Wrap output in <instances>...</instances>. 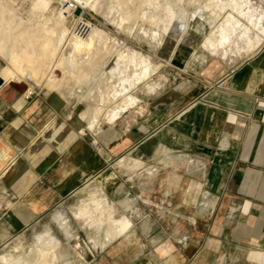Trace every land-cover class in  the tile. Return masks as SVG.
I'll return each mask as SVG.
<instances>
[{
    "label": "crops",
    "instance_id": "1",
    "mask_svg": "<svg viewBox=\"0 0 264 264\" xmlns=\"http://www.w3.org/2000/svg\"><path fill=\"white\" fill-rule=\"evenodd\" d=\"M260 35L261 42L252 52L244 51V46L225 58L209 56L203 66L191 60L194 77L191 75L189 87L181 86L173 97H165L156 109L155 121L147 120L141 131H127L124 143L119 142L114 124L90 140L79 133L78 119L71 121L72 127L59 122L55 119L59 112L46 98L28 96L26 85L5 81L0 75V240L2 223L8 227L4 240L109 171L115 179L103 188L110 199L116 202L134 196L135 183L116 166L125 156L141 158L146 167L158 166L157 177L166 172L164 178L155 179L153 188L152 181L138 194L150 197L158 186V210L147 214L174 221L165 232L168 236L157 234L164 240L161 245L169 242L173 251L176 247L195 251L197 239L191 237L198 232L179 220L194 225V220L207 219L212 226H203L204 235L211 248L209 242L199 245V260L211 253L216 263L210 260L206 264H264V28ZM54 120L55 130L47 132ZM100 140L110 142L109 146ZM43 144L48 150L41 155ZM167 156L176 157L173 167L161 162ZM14 169L29 171L21 173V191L13 193L19 205L9 212L1 210V202L11 198L6 188L1 189V172ZM169 175L173 177L170 182ZM119 186L123 190H116ZM179 189V204L189 202L192 207L167 209L164 204L173 203L172 197L176 202L172 191ZM139 197L131 200L139 201Z\"/></svg>",
    "mask_w": 264,
    "mask_h": 264
},
{
    "label": "rangeland",
    "instance_id": "2",
    "mask_svg": "<svg viewBox=\"0 0 264 264\" xmlns=\"http://www.w3.org/2000/svg\"><path fill=\"white\" fill-rule=\"evenodd\" d=\"M37 1L38 0H16L22 18L30 19L34 24L38 23L40 16V11L33 8ZM45 1L48 2L49 6L45 14L46 18L50 17L51 19L62 20L67 28V38L68 36L71 37L72 31L76 29L74 27L79 24L80 21L84 23L85 20L88 19V21L91 20L93 24L102 28L107 34L106 43L103 44L102 40H99L98 34L91 31L93 38L87 40L93 46L97 45V48L102 49L103 45H107L112 51H115L120 50L119 43L122 42L126 48L134 49L136 57L138 53L142 54L141 61L145 68H142L143 72L140 71L141 74L144 73L143 76L145 75L144 79L146 80L142 81L143 79H140L137 81L136 88L132 90V96L136 97L138 101L137 106H127L124 108L122 104L123 99H119L116 103H113V101L101 102L99 100L97 102V99L92 98L79 102L74 96L63 97L62 94L65 93V88H67L68 85L64 81L66 75L65 70L60 66L46 65L44 67L47 76L53 77L55 87H51V83L47 80L46 76L41 79L39 85L33 81L17 79L11 82H19L26 85L27 88L25 91L28 96L34 94L38 97L46 98L50 105L59 112V116H57V118L55 117L59 122L71 126V121H76V119H78V131L84 136L86 135L81 131L80 125L84 130L88 131V133L90 132V135L92 132L100 136L104 133V130H107L108 127L110 128L109 124H114L112 127L119 133L117 138L120 143L126 141L125 135L127 131H141L147 120H149L150 123L155 121L156 109H160L158 105L164 103V100H167L165 97H173L181 86L183 88L185 85L188 86L190 84L191 75L194 77V73L191 72L190 68L191 60L203 66L209 56H214L219 59L225 58L223 55L227 56L229 53H232L233 50L237 49V41H239L240 50H242L244 46L246 48V35L241 34V36L237 38L238 34H232V29L235 28L238 23L232 20L233 16L229 15L228 11H231L230 13L233 15L236 14L237 9L242 11L241 16L239 15L240 20L243 26L244 24L246 27L248 26L249 36L255 37L263 30L259 26L253 27L251 21L255 20L259 22L261 20L259 12L256 11V9L259 10L260 8H264V0H239L237 7V3L234 4L232 0H217L220 3L218 6L210 5L208 0H135L134 4L129 5L131 8L129 11L130 15H128L126 19H124L121 12L115 15L114 19L116 22L118 21L120 24L125 23L129 28L136 26L144 29L145 32L149 30L152 32L154 30L163 31L158 25L154 26L153 29V25L148 21L149 19L146 14L149 11L148 6H156L160 10V18H162V20L165 16L166 8L169 6H171L180 17L182 14L187 13L188 9L193 12L196 6H200L203 12V20L198 25L193 21L191 24L187 25V28L191 27V35L196 37L195 41L192 45H186L185 43H181L179 38L175 36L176 42L171 44L170 48L176 52L172 59H169L167 55H162L159 47L153 48L149 46L146 41L137 40L133 36V31L122 32L114 26L111 21L106 19L104 16V9L109 7L111 10L116 11L119 0H99L96 8L91 7L90 0ZM66 2H72L76 8H80V14L76 15L75 11L67 10V15L66 11L63 9ZM229 3H231V8H229ZM220 6H224L225 10H222ZM250 6H255V9L251 11ZM256 6H258V8ZM212 17L215 18L214 21L211 19ZM88 21L87 26H90ZM173 28L176 32L181 31L178 24H175ZM224 30L225 34L230 39L228 38V44L219 45L220 42H227L222 39ZM243 30L244 27L241 31L243 32ZM166 44V41H162L160 45H162L161 47H163V49H166ZM114 57L115 56H113V58ZM58 58L59 56L57 55L56 59ZM151 61H153V63H151ZM130 64L133 68L137 69L136 62H134L133 58H131ZM4 65L5 62L3 58H0V68ZM104 68H106V63H103V69ZM83 89L87 90L88 93L89 86H83ZM113 93L117 95L115 91H113ZM116 98L119 97H113V99ZM120 101L121 103L119 105L118 102ZM96 105L105 109L100 118L95 117L93 114V109ZM142 105H144L143 111L139 112V106ZM118 113L120 114L115 117L113 121H110L109 114L117 115ZM56 120L53 121L52 125L48 126L46 129L47 132L52 133L55 130L57 125ZM90 126L93 130H89ZM100 141L102 145L109 146L110 142L105 144L102 140ZM79 144L81 145L83 143L80 142ZM47 148L48 146L42 145L40 148L41 155L45 154V150H48ZM29 149L31 150V148ZM30 150L28 153H30ZM25 155L27 156V153ZM4 157L7 156L5 155ZM135 162H141L142 167L135 168ZM33 164L36 163L33 162ZM17 165H20L19 162ZM116 166L122 171L124 169L125 171L123 172L126 173L128 180L135 183L134 196L122 197L116 202L111 200L103 188L104 184L109 185L113 178L115 179V175L109 171V173H103L102 176L97 179L98 181H94L93 179L91 181L89 180L77 190L76 194L59 202L42 218L26 226L25 229L20 230L12 237L9 238V236H6L4 240L2 235L3 232L4 234L6 233L5 230H7L8 227L2 223L0 264H13L12 262L24 259V257L33 258L37 248L52 245V241L47 238L48 235H52L60 241V244L57 245L55 249L59 257V259L56 260V264H162L163 260L166 258V264H206V261H213L211 253L209 256L203 258L200 256L199 258L201 260L196 257L198 255L197 251L200 248L199 245L209 242L207 246L209 245V249L211 248V242L208 241L207 237L204 235L205 229L203 226H212L211 223H207V219L192 221L195 226L189 223L190 220H179L182 222L183 226L191 228L194 233L198 232L197 235L191 237L192 239H197V242L194 241V243H197L199 247L197 246L195 251H191L189 248L187 250H179L177 247L175 251H173L172 245H170L169 242V245H161L164 244L162 243L164 240L161 241L162 237H158L157 234L162 232V234L164 233L168 236V233L165 232H169V227H171L174 221L168 218L158 220L151 218V216L147 214L149 211L156 212L158 210V203L155 201V196H157L158 193V186L155 187V190L152 192L153 195L150 197L145 195L141 198L138 194L148 189V185L152 181L151 188H153L156 182L155 179L159 181V179L164 178L166 172L163 171L162 175L156 176V178H154V176L153 180V178H149L148 173L151 169H159V167L155 165L146 167L144 166L143 160L136 157L126 158L124 156L116 162ZM26 170L27 169L23 171L14 169L12 172L6 174H2L3 172H1V189L6 188L11 194V198H7L10 201H6V203L1 202V210L6 208L9 212H13L12 209L19 205V203H15L13 199V193L15 194V192L19 193L21 191L19 180H21V173H25ZM137 175H142V177L139 178ZM168 178H170V180L173 179L171 175H169ZM16 180L18 182L13 186ZM181 189L175 192L172 191L173 196L176 194V202L174 201L175 197H172L173 203L164 204L167 209H174L173 207H176L177 209L182 208L184 211L192 207L193 204L189 202L179 204V192ZM185 189L187 191L186 193H188V188ZM116 190H123V186L116 187ZM138 197L139 201L131 200L133 198L138 199ZM148 198L152 201H149ZM83 202H95L98 211L96 214L106 205L110 208L111 214L115 219L127 216L132 226L129 229L123 230L115 239H110V241L106 242V228L108 223L104 222L102 230L97 233L94 226L95 221L90 219L89 214L79 213V208ZM7 203H11L9 204V208ZM160 206L163 205L160 204ZM138 210L142 212L140 215H138ZM146 220H149V226L145 225ZM1 222L3 221L1 220ZM195 223H197V227ZM65 226L67 230H65ZM132 232L134 235H129L126 238V234ZM187 236V242H189L190 237L189 235ZM183 239L184 238L180 239L182 243L184 242ZM139 245L144 246L143 251L139 250ZM189 253H191V255L188 257Z\"/></svg>",
    "mask_w": 264,
    "mask_h": 264
},
{
    "label": "bare ground",
    "instance_id": "3",
    "mask_svg": "<svg viewBox=\"0 0 264 264\" xmlns=\"http://www.w3.org/2000/svg\"><path fill=\"white\" fill-rule=\"evenodd\" d=\"M134 1L135 0H119L116 11L106 7L104 9V16L120 31H133V36L137 40L146 41L148 45L153 48L159 47L162 55H167L169 59H172L176 52L170 48V45L176 42L174 38L175 36L179 38L181 43H185L186 45H192L195 41L196 37L191 35V27L187 28V25L191 24L192 21L196 22L198 25L203 20V12L200 6H196L195 11L193 12L188 9L187 13L182 14L181 17L171 6H169L166 8L163 20L160 18V10L156 6H148L149 11L146 14L149 20H147L151 22L153 29L154 26L158 25L163 31L154 30L152 32L149 30L148 32H145L142 28L136 26L129 28L127 24H120L114 19L115 15L119 12H121L124 19H126L127 16L130 15L129 11L131 8L129 5L134 4ZM208 1L212 6L220 5L217 0ZM232 2H234V4L237 3V7L239 0H232ZM68 3L72 2H67L64 7L69 6ZM97 3H99V0H90L91 7L93 8H96ZM17 4L16 0H0V58H3L5 62V65L0 68V75L5 81H13L14 79L26 80L33 81L39 85L41 79L46 76L47 80L51 83V87H55L53 77L47 76L44 67L46 65L60 66L65 70L66 75L64 81L68 85L67 88H65V93L62 94L63 97L74 96L79 102L92 98L97 99V102L99 100L101 102L113 101V103H116L119 99H123L122 104L124 108L127 106H137L138 101L136 97L132 96V90L136 88L137 81L140 79H143L142 81L146 80L144 79L145 75L143 76L144 73L141 74V71L143 72L142 68H145L141 61V53H138V56L136 57L134 49L126 48L122 42L119 43L120 50L115 51H112L107 45H103L102 49L97 48V45L93 46L87 40L93 38L92 32L98 34L99 40H102L103 44L106 43L107 34L102 28L93 24L91 20L88 21V19L85 20V24L80 21V23L74 27L76 29L72 31L71 37L68 36L67 38V28L62 20L51 19L50 17L46 18L45 14L49 6L48 2L45 0H38L34 4L35 6H33L34 9L36 8L40 11L38 23L35 24L30 19L22 18ZM229 4V8H231V3ZM76 9L77 8L73 4L71 9L66 7L65 10L75 11ZM78 9L80 10L78 14H80L81 9ZM221 9L225 10L224 6H222ZM253 9H255V6H250V10L252 11ZM230 12L231 11H228V14L233 16L232 20L237 21L239 24H235L236 26L232 29V34H238L237 38L240 37L241 34L246 35V50L244 51H254L261 42L260 33L255 37L249 36L248 26L246 27L245 24L243 26L240 20L242 11L237 9L235 15ZM259 16L261 20L259 22L252 20L251 25L253 27L259 26L263 29L264 9L259 10ZM211 19L214 21L215 18L212 17ZM87 21L90 26H87ZM175 24L180 26L181 31H175L173 28ZM243 27L244 30L242 32L241 29H243ZM228 38L229 37L225 34L224 30L222 39L227 42H220L219 45L228 44ZM162 41H166V49L161 47L162 45L160 44ZM238 42L239 41H237V49L233 50L232 53H239L240 45ZM57 55L59 56L58 59H56ZM113 56L115 57L113 58ZM223 56L226 57V55ZM131 58L136 62L137 69L131 66ZM103 63H106V68L104 69ZM151 63H153V61H151ZM86 85L89 86L88 93L87 90L83 89V86ZM113 91H115L117 95H115ZM113 97L119 98L113 99ZM118 103L120 105L121 101ZM141 108L143 107L139 106V110H141ZM104 110V108L96 105L93 109V114L95 117L100 118ZM120 113L117 115L109 114L110 121H113ZM80 128L87 138H90L91 140V135H93V133L91 132L90 135V132L88 133V131L84 130L81 125ZM91 128L92 127L90 126L89 130H93V128ZM175 159L167 156V158L161 160V162L165 167H173V164L175 163H173V160ZM178 161L179 160L177 159V162ZM134 167H142V163L135 162ZM190 169L191 168H189V170ZM158 172L159 169H151L148 173L149 178H153ZM137 177L141 178L142 175H137ZM169 181L170 178H168V182ZM97 212V205L95 202H83L79 208L80 214L88 213L90 219L95 221L94 226L97 233L102 230L104 222L108 223L106 228V242L110 241V239H115L123 230L129 229L132 226L131 221L127 216L115 219L111 214L110 208L106 205L98 214H96ZM141 213L142 212L138 210V215ZM145 225H150L149 220L145 221ZM65 230H67L66 226ZM129 235L132 236L134 233L126 234V238ZM47 238L52 241V245L37 248L33 258L24 257V259H19L12 263L56 264V260H58L59 257L57 256L55 249L57 248V245L60 244V241L52 235H48ZM143 249L144 246L139 245V250L143 251ZM166 259L163 260L162 264H166Z\"/></svg>",
    "mask_w": 264,
    "mask_h": 264
},
{
    "label": "built area",
    "instance_id": "4",
    "mask_svg": "<svg viewBox=\"0 0 264 264\" xmlns=\"http://www.w3.org/2000/svg\"><path fill=\"white\" fill-rule=\"evenodd\" d=\"M67 3V2H66ZM66 3L64 4V5H66ZM69 4V6H66V7H68V8H70L71 9V7L73 6V4L72 3H68ZM66 7H64L63 9L65 10L66 9ZM66 11V13H67V15H68V12H67V10H65Z\"/></svg>",
    "mask_w": 264,
    "mask_h": 264
},
{
    "label": "water",
    "instance_id": "5",
    "mask_svg": "<svg viewBox=\"0 0 264 264\" xmlns=\"http://www.w3.org/2000/svg\"><path fill=\"white\" fill-rule=\"evenodd\" d=\"M79 11H80V10L77 8V9L75 10V14H78Z\"/></svg>",
    "mask_w": 264,
    "mask_h": 264
}]
</instances>
